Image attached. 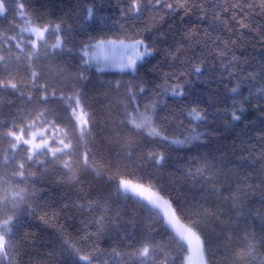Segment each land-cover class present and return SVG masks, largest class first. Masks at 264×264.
Returning a JSON list of instances; mask_svg holds the SVG:
<instances>
[{"label": "snow or ice", "instance_id": "6c2138e0", "mask_svg": "<svg viewBox=\"0 0 264 264\" xmlns=\"http://www.w3.org/2000/svg\"><path fill=\"white\" fill-rule=\"evenodd\" d=\"M0 264H264V0H0Z\"/></svg>", "mask_w": 264, "mask_h": 264}, {"label": "trees", "instance_id": "16d2710c", "mask_svg": "<svg viewBox=\"0 0 264 264\" xmlns=\"http://www.w3.org/2000/svg\"><path fill=\"white\" fill-rule=\"evenodd\" d=\"M236 131L239 132L240 128H237ZM33 231H37V236L35 237L36 248L43 252L48 244V241L53 238V229L39 226L38 228L34 227Z\"/></svg>", "mask_w": 264, "mask_h": 264}]
</instances>
